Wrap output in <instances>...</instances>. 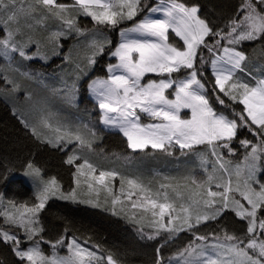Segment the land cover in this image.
Masks as SVG:
<instances>
[{
  "label": "snow or ice",
  "instance_id": "6c2138e0",
  "mask_svg": "<svg viewBox=\"0 0 264 264\" xmlns=\"http://www.w3.org/2000/svg\"><path fill=\"white\" fill-rule=\"evenodd\" d=\"M81 18H90L92 27H81ZM41 29L47 33L43 38ZM113 30L120 37L114 46L106 35ZM73 34L84 38L85 51L77 62L63 57L73 63L71 83L60 89L65 101L75 103L80 81L108 48L117 62L107 65V78L87 82L102 113L100 123L121 133L134 153L149 155L150 149L198 157L204 177L186 178L195 186L184 185L187 196L177 191L179 185L154 188L140 177L99 168L84 154L93 145L79 130L49 117L39 125L21 117L38 144L65 154L74 187L65 189L30 159L24 174L32 197L17 201L0 194V243L10 246L17 264H120L90 239L69 236L68 229L55 238L44 235L42 214L50 201L97 208L101 198L106 211L139 225L141 239L158 242L155 264H264V78L253 84L237 75L248 59L242 45L264 44V0H241L222 27L204 17L198 3L185 0H0L5 60L48 63L63 55L61 40ZM20 75L33 78L29 72ZM0 79L12 91L21 88L7 75ZM141 114L156 122L142 123ZM243 130L256 142L241 138ZM237 143L245 150L239 160ZM10 172L0 173V181ZM229 219L243 230L229 231ZM182 234L191 239L165 262L161 249Z\"/></svg>",
  "mask_w": 264,
  "mask_h": 264
},
{
  "label": "trees",
  "instance_id": "16d2710c",
  "mask_svg": "<svg viewBox=\"0 0 264 264\" xmlns=\"http://www.w3.org/2000/svg\"><path fill=\"white\" fill-rule=\"evenodd\" d=\"M185 2L198 3L201 7V14L221 27L223 22L232 16L241 4V0H185ZM117 41L118 31L114 37V42ZM242 50L252 65L260 64L264 67V44L261 41L245 42L242 45ZM106 66L105 57L100 58L97 62L99 71L97 73L107 76L104 68ZM210 77L209 67L206 78ZM0 85L3 84L0 83ZM23 88V90L31 91L30 86ZM33 92L39 95L37 91ZM8 95L0 90V173H3L6 168L11 169L8 179L0 181V194H3L7 199L17 201L28 200L32 197L33 189L22 178L16 177L25 171V164L30 159H34L36 164L44 170L45 176L57 177L65 189L73 187L71 175L73 169L63 163L65 154L58 149L38 144L28 130L23 127L19 116L14 114L13 108L16 107V110L25 117L35 119L37 118L35 105L33 106L32 103L23 104L20 97L10 98ZM219 107L217 105V108ZM237 107L241 106L237 105ZM240 136L246 139L251 138L248 136L247 130H243ZM235 146L237 147L238 143ZM101 148L105 151L107 148V152L110 154L124 156L126 153H130L126 140L118 134H108ZM95 157L102 156L100 154ZM103 166L106 167L105 164ZM186 178H188L186 175L179 177L185 181ZM42 215L46 227L44 233L46 238H55L68 229L69 236L75 235L81 240L90 239L99 244L105 254H112L120 264H155L158 242L149 241L146 238L141 239L136 227H131L123 219L120 220L109 212L53 200L46 206ZM229 216L231 217L230 213ZM226 223L229 231L243 230L238 224L234 225L231 219ZM182 237L183 239L178 242L169 243L161 249L164 259L174 254L178 248L191 239L186 234H182ZM0 264H17V258L10 246L3 243H0Z\"/></svg>",
  "mask_w": 264,
  "mask_h": 264
},
{
  "label": "rangeland",
  "instance_id": "374dc122",
  "mask_svg": "<svg viewBox=\"0 0 264 264\" xmlns=\"http://www.w3.org/2000/svg\"><path fill=\"white\" fill-rule=\"evenodd\" d=\"M80 23L81 27H92L90 18H81ZM49 28L54 29V24L52 22H49ZM116 33V30L106 33L108 38L112 41L113 46L116 45L120 40V37L118 35V41L116 43L114 42ZM46 34L47 33L43 29H41L38 33L40 38H43ZM82 40H84V38H78L75 36V34L70 36L68 39L62 38L61 43L63 44V47L61 49V52L63 53V55L53 57L51 60H49L48 63H43L39 60L24 61L18 56L15 57L14 61H8L0 56V76L7 75L10 79L17 81L21 85L19 91H12L11 85L5 84L4 81L0 79V83L3 84L0 85V90L3 93H7V95L9 94L10 98L20 97V100L23 104L32 103L33 106L35 105L34 107L37 109L35 110L37 118L34 119L25 117L20 113V111L16 110V107L13 108L14 113L17 114L20 119L21 117H23V119L32 124L39 125V121L43 117H49L50 122L52 123L59 121L73 131L79 130L82 134L85 135L87 139L92 142L93 145V151L91 153L85 152L84 154L87 155L88 158L99 168L115 169L116 171L121 172L129 177H140L145 183H150L154 188L158 187L161 183L179 185L177 191L187 196V188H194L195 186L191 184V179H187L185 181L179 179V177H182V175H186L188 178L195 176L197 179H201L204 177V173L199 166L198 157L194 155L181 156L178 151L173 156H167L158 151L152 152L150 149L148 150V152H150L151 154L145 155L139 152L134 153L129 148L128 149L130 153H126V155L123 156L110 154L107 152V148L106 151L104 150L105 147H103L104 149L101 148V145H103V143L105 142V138L106 136H108V134H115L119 132L115 129H106L104 125L100 123L102 115L101 110L98 108L95 99L91 97L88 92L87 82L89 78H107V76H101L99 73H97L99 72L97 63L92 68L89 76L80 81V90L78 93L79 98L75 101V103L70 104L65 101L63 94L60 92V89L64 88L66 83L69 85L71 83L72 77L70 76V72L73 68V63L66 61L63 57L70 55L73 62L79 61L84 55L85 51V44L81 42ZM108 51V48H106L105 53L102 56L97 57V62L100 58L105 57V61H107V63L108 61H111V59L113 61L109 63H116V58L111 57ZM243 67L245 71L237 72V75L242 80L254 84L256 78H264V67H262L260 64L252 65L251 62L247 59L245 62H243ZM17 69L19 71H17ZM20 72H29L32 74L33 78L27 79L25 77H22L20 75ZM150 76H152V74L146 76L145 80H147ZM27 86H30L31 91L23 90V87ZM33 91H37L39 95H36L37 93H34ZM141 117L142 123L156 122L150 121V118L144 114H141ZM84 124H87L88 128L83 127ZM89 129L95 130L96 135L94 137L92 136ZM248 136L251 137L249 138L250 140L254 141L255 138L251 133L249 134L248 132ZM235 145L234 147L238 151L234 159H242L244 149L241 148L239 144L237 147ZM100 154L102 156L100 158H102L103 160L95 157V155L100 156ZM103 164H105L106 167L103 166ZM25 171L21 174L16 175V177L22 178L25 183L33 189V185L30 179L24 174ZM184 185H187V188L184 187ZM169 193L170 195H174L171 189H169ZM79 205L93 208L84 204ZM106 207L109 206L104 205L103 198H101V207H97L94 209L106 211ZM106 212H109L112 215L111 211ZM115 217L120 218V220L123 219V221L131 227L134 226L137 229L139 227V225L129 222L122 216L115 215ZM145 231H148V229L145 228ZM61 254H66V251L61 250ZM174 254L170 256H173ZM168 258L164 259L165 262H167Z\"/></svg>",
  "mask_w": 264,
  "mask_h": 264
},
{
  "label": "bare ground",
  "instance_id": "6f19581e",
  "mask_svg": "<svg viewBox=\"0 0 264 264\" xmlns=\"http://www.w3.org/2000/svg\"><path fill=\"white\" fill-rule=\"evenodd\" d=\"M109 52V51H108ZM243 150V149H242ZM245 151V150H244ZM242 152V151H241ZM238 157V156H237Z\"/></svg>",
  "mask_w": 264,
  "mask_h": 264
}]
</instances>
